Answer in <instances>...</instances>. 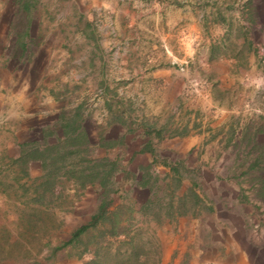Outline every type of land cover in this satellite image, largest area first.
<instances>
[{"label":"rangeland","instance_id":"obj_1","mask_svg":"<svg viewBox=\"0 0 264 264\" xmlns=\"http://www.w3.org/2000/svg\"><path fill=\"white\" fill-rule=\"evenodd\" d=\"M29 4L27 12L16 0H0V161L17 152V140H40L46 126L53 127L46 140L54 143L61 136L59 114L81 107L90 141L87 158L118 164L112 178L117 203L134 210L130 235H137L150 264H162L174 237L185 238L166 225L175 217L168 216V205L175 206L174 214L189 209L193 188L214 210L201 209L198 228L202 238L217 240L209 254L222 264H235L238 253L249 264H264V232L256 223L247 225L253 212H237L234 200L237 186L256 184V192L264 191V0ZM145 123L165 128L167 137L183 133L161 143L152 140L159 164H176L187 178L181 190L174 182L169 189L168 168L153 165L141 152L149 140ZM189 136L198 142L186 146ZM101 142L113 145L104 148ZM1 162L0 179L9 183L3 171L9 162ZM30 172L32 179L39 177V164L32 163ZM61 181L62 196L49 207L53 228L39 233V243L26 244L25 259L0 264H83L92 257L77 258L81 245L55 249L96 213L101 190L97 184L79 188L66 177ZM183 194L189 200L180 208ZM148 201L154 205L147 213L142 208ZM250 202L255 210L263 204L258 195ZM23 209L0 192V245L25 243L18 221ZM92 234L96 230L90 229ZM113 241L114 249L121 245Z\"/></svg>","mask_w":264,"mask_h":264},{"label":"trees","instance_id":"obj_2","mask_svg":"<svg viewBox=\"0 0 264 264\" xmlns=\"http://www.w3.org/2000/svg\"><path fill=\"white\" fill-rule=\"evenodd\" d=\"M29 1L16 0V4L28 12L31 6ZM82 122L81 107L70 115L61 112L56 123V128L61 130V136L54 143L46 140L53 132L50 129H42L40 140L16 144L17 152L11 157H4L9 163L3 166V171H8L11 181L7 183L0 179V192L23 205L24 209L18 214V221L24 231L21 236L27 238H24L25 243L13 241L11 244L0 245V262L8 259H25L26 252L29 251V249H26V252L24 250L26 244L39 243L41 239L39 233L42 231L46 234L50 225L53 228L55 215L49 211V207L60 200L65 187L61 178L66 177L69 180L74 179L79 188H84L88 184H97L101 190L100 203L90 220L81 224L71 234L70 239L55 250L81 245L83 250L78 254V259H82L84 254L92 255L83 264H150L147 256L142 253L137 235H130L128 225L134 222V210L123 203H117L120 196L118 189L113 188L112 178L119 171L118 164L108 158L99 161L88 160L90 141ZM142 127L144 136L149 137V140L141 152L148 154L152 162L156 163L152 140L156 139L161 143L171 136L178 135L179 132L167 137L165 128L156 129L155 126L151 127L147 123ZM112 145V143H100L104 148H110ZM32 162H37L41 166L42 174L36 179H32L29 173V164ZM80 162H85L87 165L78 169L77 164ZM1 168L0 165V172ZM30 180L31 184H27ZM9 190L13 192L11 195ZM18 191L21 192L20 195ZM24 198L25 200H22ZM153 205V201H148L142 209L148 213ZM90 229L96 230V234L88 235ZM113 240H119L121 245L114 249ZM5 246L8 248L6 249ZM123 247L125 248L121 251ZM21 250L20 256L14 254V251L20 253Z\"/></svg>","mask_w":264,"mask_h":264},{"label":"crops","instance_id":"obj_3","mask_svg":"<svg viewBox=\"0 0 264 264\" xmlns=\"http://www.w3.org/2000/svg\"><path fill=\"white\" fill-rule=\"evenodd\" d=\"M38 110L40 109L38 108ZM25 127L30 129V125L28 124H25ZM52 128L53 127L51 126H46L44 129L52 130ZM183 141L186 146L195 145L198 142V138H196L195 136H189L186 139H183ZM25 142H31V141H25ZM25 142H20L17 140L15 144H22ZM15 144H14V139H13V145ZM32 163H37V162H32ZM32 163L29 164L30 177H31L30 165ZM159 163L160 162L158 161L156 157V163H153V165L159 166L160 165ZM161 165L168 168V171L166 173L167 174L166 176L168 178L167 181H169L167 183L168 188L171 189L172 186L170 187L171 185L170 183L174 182L175 189L181 190L185 186L187 178L179 175L178 169H176L177 165L174 164L172 166V165H169L168 163L166 164V162H163ZM218 168L219 169L222 168V164ZM40 171H41V166H40ZM41 174H42V171H41ZM175 176H177V178H175ZM256 187H257L256 184H254L253 186H250L244 190V187L237 186V189H236L237 195L234 196V200L236 201L237 212L240 213L241 210L246 211L247 213L253 212V215H252L253 219L252 221L248 219L247 225H250L251 222L252 224L256 223L260 227V230L262 231V234H263L264 232V191L261 189L258 190L257 188V192H256L255 191ZM191 192L194 196V199L191 200L193 201V204L189 209L187 208L186 211L184 210V211L174 214L172 213V208L175 209V206L170 207L168 205L169 210H171L169 211V214H170L169 216H175V217L174 219L167 221L168 224L166 225L170 227V225L172 224L173 227L175 228V231L177 233L180 232V234L184 235L185 238L182 239L181 241H178L177 240L178 238L174 237V243L172 245V250L170 253H168V250H165L162 264H167L168 262H171V264H212V263L222 264L220 261L217 260L216 255L212 257L209 254L210 244L216 243L215 241L217 240L213 239L212 236L202 238L200 236V232L198 229L200 225V221L203 219L202 217L203 213L201 209L206 207V209L210 213L214 210L211 207V205H209L206 201H204V199L200 197V195L198 194L197 191L194 190V188L191 189ZM184 195L185 194H183L179 198L180 208H185L189 200V198ZM256 195H258V198L260 196V200H262V203H263L262 207L259 210H255L254 205H253V209L250 208V206H252L250 201L252 200V198L256 197ZM260 213H263V215H261ZM254 218H258L256 219V222L254 221ZM225 219L228 220V218H225ZM217 220L219 222H222L224 221V218L220 217V218H217ZM243 224H245V222H243ZM215 232H217V235H222L223 230L215 229ZM179 246L182 247L181 250L179 249ZM230 263H233V262H230ZM249 263L250 262L248 260H245V257L241 253L237 254L235 264H249ZM68 264H76V263L72 261Z\"/></svg>","mask_w":264,"mask_h":264}]
</instances>
